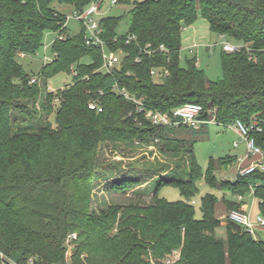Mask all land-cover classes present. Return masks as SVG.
I'll return each instance as SVG.
<instances>
[{
    "label": "trees",
    "instance_id": "16d2710c",
    "mask_svg": "<svg viewBox=\"0 0 264 264\" xmlns=\"http://www.w3.org/2000/svg\"><path fill=\"white\" fill-rule=\"evenodd\" d=\"M97 1L0 0V264H6L1 255L18 264H67L71 234L77 235L71 264H165L173 252L180 253L173 264H264V240L245 230L237 233L216 214L220 201L228 212H244V203L208 193L200 198L202 218H196L193 200L202 170L192 138L201 130L155 127L114 90L115 85L127 89L163 113L193 103L203 107L204 122L254 123L258 130L250 136L264 152V0H118L132 4L131 26L118 36L121 18L100 20L108 51L122 57L109 74L101 71V48L85 44L83 27L71 34L67 18L54 7L69 5L78 13ZM200 18L212 33L241 45L235 53L223 51L220 81L208 80L196 56L181 65L182 33ZM48 31L58 35L54 60L32 82L18 58L36 55ZM129 35L137 41L127 45ZM147 45L151 54L143 52ZM84 58L90 63L82 64ZM73 69L72 84L49 92V79ZM154 69L169 74L156 81ZM90 102H98L102 112L90 110ZM151 144L185 165H159L150 190L142 189L146 182L140 178L115 177L119 162L105 165L101 159L106 147L120 151ZM234 163L235 158L211 159L206 185L233 197L253 193L264 217V172L235 184L218 180L216 173ZM101 178L112 180L109 187L117 194L133 195L95 209ZM165 186L178 188L182 200L160 198ZM146 193L149 204L142 198ZM221 226L224 239L216 235Z\"/></svg>",
    "mask_w": 264,
    "mask_h": 264
},
{
    "label": "rangeland",
    "instance_id": "374dc122",
    "mask_svg": "<svg viewBox=\"0 0 264 264\" xmlns=\"http://www.w3.org/2000/svg\"><path fill=\"white\" fill-rule=\"evenodd\" d=\"M112 0H105L103 5L101 6V10L97 16L98 20L108 17H115L121 18L120 24L117 28V35L123 36L126 35L129 31L131 26V15L130 12L132 10V4H123L117 3L112 4ZM142 2L144 0H132V2ZM56 10L61 14L65 15L67 18V29L73 35H79L82 32V23L76 19L75 17V10L73 7L69 5H61L56 3L54 5ZM192 30L196 32L199 31L201 38L199 37L198 41L200 44H207L210 45L211 49L206 47L200 46L196 50L197 54V61L198 67L202 70L208 80L210 81H220L223 76L222 70V63L221 57L223 54V45L230 44L232 46L241 47L240 44L233 42V40L228 38H222L214 33L211 32L208 23L203 20L199 19L197 23L185 29L182 33V51H181V65L183 67L186 66V58H190V55L187 52V48L192 45L194 42L192 41L193 33ZM57 33L53 31L46 32L44 36V47L34 56H19L18 61L20 65L24 68V70L34 78V80H38L40 77V72L42 68L47 64L54 60V52H53V43L57 39ZM121 56V54H119ZM82 64H89L90 60L88 58H84L81 61ZM73 74L74 69L71 72H61L57 76L49 79L47 81V87L49 92L57 93L63 89H65L68 85L73 83ZM156 81H159V78H155ZM57 104V103H55ZM57 106V105H56ZM39 108V107H38ZM17 116V115H15ZM52 124H55V114L49 118ZM25 125V124H24ZM204 126L200 127L202 130ZM230 127H222L218 124L212 122L209 123L207 126L204 127L205 131L198 132L192 138L193 144L195 146V157L197 160L198 165L202 170V178L197 182V188L199 191L198 196L193 200L195 204L196 210V218L201 219V204L200 198L208 193H213L219 196L220 192L216 190L210 189L205 182V175L211 159L215 161L226 160L227 158H234V154L241 151V154L244 153V147L242 148L241 144H245L246 152L242 157H239L238 164L242 165L245 164L247 161L245 156L247 155V146L246 143L240 142V140L234 135L230 130ZM235 144L240 145V148L235 146ZM162 146L158 145H150V146H143V147H135L134 149H126L122 148L120 151H114L110 147L103 148L101 152V159L105 163V165H113L114 163L119 162V167L121 172L113 173L117 178H133V180H138L139 178L143 180L142 182H146L142 185V189L146 188L145 190H150L151 185L149 183L153 182V180L157 179L155 177L154 170L159 165L168 164L170 167H173L176 163H181V165H185L184 162H181V159H171L165 157L162 154ZM188 159V158H187ZM238 164L234 163L233 165L229 166L227 169L235 170ZM146 168L152 171H146ZM133 169V171H132ZM133 172V174L131 173ZM108 174V173H106ZM110 174V173H109ZM128 174L130 176H128ZM216 176L218 180L222 181H231L232 175L229 173L224 174L222 176L221 172H217ZM230 179V180H229ZM112 183V180L105 181V179L101 178L96 183V188L93 194V207L97 210L100 208L105 207L107 204L115 203L122 201L124 202L127 198H130L133 195V191L128 192L126 195H119L116 192L112 191L109 187ZM135 187L134 189H137ZM133 189V190H134ZM159 197L174 203L182 200L180 190L178 188L172 186H165L159 190ZM145 203H151V195L146 193L143 197ZM229 198H233V196L227 195V201ZM246 204H248L249 208H255V214L253 218L250 215L251 220L253 222L256 221L258 216H261L259 211V206L257 204L254 205L253 200L254 196L248 194L244 196ZM234 199H238V196ZM255 202V200H254ZM217 217L220 220H224L226 215L225 203L222 201L219 202L216 208ZM225 224V222H224ZM216 235L220 238H226V229L224 226L219 227L216 230ZM261 239L264 240V233L260 234ZM74 252V245L71 244L70 247L67 246V264H71V256ZM11 260H15L14 258H10Z\"/></svg>",
    "mask_w": 264,
    "mask_h": 264
},
{
    "label": "built area",
    "instance_id": "2783aa9c",
    "mask_svg": "<svg viewBox=\"0 0 264 264\" xmlns=\"http://www.w3.org/2000/svg\"><path fill=\"white\" fill-rule=\"evenodd\" d=\"M105 0H98L97 2L92 3L88 8L82 12L75 14L77 20L82 23L83 26V35L85 44L88 47H98L102 50L103 57V66L101 71L104 73H111L114 68L121 64L122 57L119 54H113L108 51L105 41L102 39V28L100 26V20L97 19V16L101 10V6ZM112 4H117L118 0H112ZM224 38V37H222ZM137 41L135 35H129L126 39V44H132ZM161 50H165L164 46L160 47ZM241 47L232 46L230 44L223 45V51L226 53H235L240 50ZM144 53L151 54L150 45H147L143 50ZM191 57L195 56L194 51H190ZM139 62V60H137ZM169 74L168 70H163L162 73H159L157 70H152L151 75L156 77L167 76ZM32 82H35L33 79ZM115 92L123 96L126 100L134 103L136 111L140 114H143L144 118L151 122L155 127L164 128V127H176L179 125H186L194 130H198L203 124V121L200 119L201 114L203 113V107L198 104L189 103L186 104L172 112V114L163 113L155 109H149L144 103L143 98H137L135 95L131 94L127 89H121L118 85L114 86ZM89 109L102 112V108L98 102H90ZM236 132L239 134L240 138L246 143L247 146V159L257 157V160H253L249 165L245 167H240L231 180L232 183H237L240 179L246 178L247 176L253 174L256 171L264 172V152L263 150L256 145L255 139L250 136L251 131L258 130L256 125L253 123L250 126L245 125L241 121H237L232 125ZM237 146V144H235ZM239 163V162H238ZM239 201H242V196L238 197ZM193 204H195L193 202ZM227 219L232 224H237L242 227V230L248 232L255 239H260L259 232L264 233V217L258 216L256 221L253 222L251 218L240 211H230L227 215ZM77 239L76 234H71L68 237L67 245L71 246V242ZM4 258V263L6 264H18L17 262ZM180 258L179 252H173L165 258V264H173L178 261ZM32 263V261H30Z\"/></svg>",
    "mask_w": 264,
    "mask_h": 264
},
{
    "label": "crops",
    "instance_id": "0c3cea01",
    "mask_svg": "<svg viewBox=\"0 0 264 264\" xmlns=\"http://www.w3.org/2000/svg\"><path fill=\"white\" fill-rule=\"evenodd\" d=\"M185 31V30H184ZM183 31V32H184ZM192 33H193V38H192V41L194 42L192 45H190L188 48H187V52H188V54L190 55V57H191V54H190V51H194V54H195V56L197 57V54H196V50L195 49H198L200 46H203L204 44L202 43V44H200L198 41H196V40H198V38L200 37L201 38V35H200V32L199 31H195V30H192ZM182 43H183V40H182ZM204 47H206V48H208V49H211V47H210V45L209 46H207V44H205L204 45ZM212 122H214V121H210V122H204L203 121V124L201 125V126H207L209 123H212ZM215 123V122H214ZM217 124V123H216ZM200 126V127H201ZM220 126V125H219ZM204 127L202 128V132L203 131H205L204 130ZM223 127V126H222ZM230 128H229V130L234 134V135H236V137L240 140V142H243L242 141V139L240 138V136H239V134L236 132V130L234 129V127L233 126H229ZM198 130H200V128L198 129ZM242 146V148H240V145H238L237 144V147L238 148H240L241 150L243 149V147H244V153L243 154H241V151L240 152H237V153H235L234 154V158L236 159V164H238V158L239 157H242V155H244L245 154V152H246V147H245V144H241ZM247 157V155L245 156V158ZM233 158V157H232ZM258 158L257 157H254V158H251V159H247V161L245 162V164H242V165H239L238 164V166H237V168H235V170H230V171H228V169H221V170H219V172H221L222 173V176L224 175V174H227V173H229L230 175H232V177H231V180L235 177V175H236V173H237V171H238V169L240 168V167H245V166H247V165H249L253 160H257ZM222 180V179H221ZM230 180V179H229ZM227 195H229V194H224V193H222V192H220V194H219V198L220 199H222V198H227ZM251 195L253 196V193H251ZM231 196V195H230ZM239 197V196H238ZM234 198H236V197H233V198H229V200H233L234 202H236V203H244L245 202V198H244V196H242V201H239V199H234ZM254 200H255V202H254ZM254 200H253V203H254V205L255 204H257L258 206H259V201L256 199V198H254ZM219 204V203H218ZM217 204V205H218ZM245 204V211L243 212V213H245V214H249V213H251V217L253 218V216H254V212H255V208L254 209H252V208H249V206H248V204H246V203H244ZM216 208H217V206H216ZM225 209H226V215H225V217H224V220H226L227 219V215H228V210H227V208H226V206H225ZM249 217H250V215H249ZM250 217V218H251ZM223 225H224V223H223ZM263 232L262 231H260L259 232V237L261 236L260 234H262ZM260 239H261V237H260Z\"/></svg>",
    "mask_w": 264,
    "mask_h": 264
},
{
    "label": "water",
    "instance_id": "95a60500",
    "mask_svg": "<svg viewBox=\"0 0 264 264\" xmlns=\"http://www.w3.org/2000/svg\"><path fill=\"white\" fill-rule=\"evenodd\" d=\"M235 230L237 231V233H241L243 230H242V227L240 225H237V224H233Z\"/></svg>",
    "mask_w": 264,
    "mask_h": 264
}]
</instances>
